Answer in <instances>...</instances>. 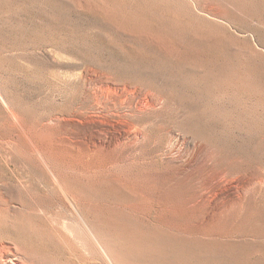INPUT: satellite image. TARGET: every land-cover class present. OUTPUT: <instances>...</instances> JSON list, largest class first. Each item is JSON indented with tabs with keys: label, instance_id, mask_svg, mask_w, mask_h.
<instances>
[{
	"label": "rangeland",
	"instance_id": "obj_1",
	"mask_svg": "<svg viewBox=\"0 0 264 264\" xmlns=\"http://www.w3.org/2000/svg\"><path fill=\"white\" fill-rule=\"evenodd\" d=\"M95 237L264 264V0H0V250L109 264Z\"/></svg>",
	"mask_w": 264,
	"mask_h": 264
},
{
	"label": "bare ground",
	"instance_id": "obj_2",
	"mask_svg": "<svg viewBox=\"0 0 264 264\" xmlns=\"http://www.w3.org/2000/svg\"><path fill=\"white\" fill-rule=\"evenodd\" d=\"M3 103H5V102H3ZM71 117V116H70ZM60 119V118H59ZM65 119V118H64ZM72 119V118H71ZM75 119H77L76 117H75ZM78 119H80V118H78ZM80 141V140H79ZM83 141V140H82ZM86 224H87V222H86ZM89 224V223H88ZM87 224V225H88ZM90 225V224H89ZM86 227V226H85ZM92 227V226H91ZM87 229V228H86ZM90 229V228H89ZM92 230V229H91ZM89 232V231H88ZM96 232V231H95ZM94 232V233H95ZM88 234V233H87ZM91 235H92V233H91ZM92 236H94V235H92ZM89 239V238H88ZM98 238H96L95 237V239H93V243H94V245L96 246H98L100 249H101V252H102V255L104 256V258L103 259H105V261L107 262V263H109V264H125V263H127V261H125V259H123L122 260V258L123 257H121V255H119L114 249H112V242L111 243H106L107 241H105V242H100L99 240H97ZM100 239V238H99ZM89 241V240H88ZM96 241V242H95ZM102 241H103V239H102ZM61 242V241H60ZM91 242V241H90ZM109 242V241H108ZM66 243V242H65ZM96 243V244H95ZM1 246H4V245H1ZM63 246V245H62ZM94 246V247H95ZM5 247V246H4ZM11 248V247H10ZM7 249L6 247H5V249H6V251H2V250H0V264H6V261L5 260H7V262H9L10 264H34V262H33V258H34V256L32 255V254H30V253H28V252H23L22 250H19L18 248H17V250H16V248L15 249ZM94 250V249H93ZM16 251V252H15ZM30 252V251H29ZM15 253H17V254H19V255H21V256H19V258H18V260H16L15 262L14 261H12L13 259H12V257L13 256H15ZM95 254V253H94ZM99 254V253H98ZM33 257H32V256ZM17 257H18V255H17ZM125 258V257H124ZM12 259V260H11ZM38 259V258H37ZM102 259V258H101ZM103 261V260H102ZM104 261V262H105ZM36 262V261H35ZM38 262V261H37ZM38 264V263H37ZM42 264V263H41ZM45 264V263H44Z\"/></svg>",
	"mask_w": 264,
	"mask_h": 264
}]
</instances>
